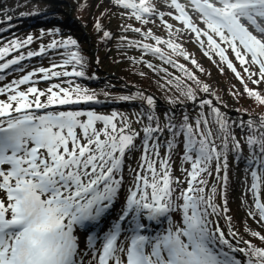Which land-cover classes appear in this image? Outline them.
I'll use <instances>...</instances> for the list:
<instances>
[{
    "label": "snow or ice",
    "instance_id": "obj_1",
    "mask_svg": "<svg viewBox=\"0 0 264 264\" xmlns=\"http://www.w3.org/2000/svg\"><path fill=\"white\" fill-rule=\"evenodd\" d=\"M111 3L141 25L123 26L141 36H121L127 47L183 72L182 79L160 69L179 93L173 107L190 101L200 111L164 118L151 95L137 92L116 98L142 102L135 119L103 113L93 107L104 103L100 94L76 82L87 67L76 39L53 38L26 52L20 50L33 43L31 35L0 46V73H21L0 87V264H264L261 231H251L258 243L233 244L228 237L237 233L229 228L226 234L218 223L229 211L231 156L250 178L244 182L250 203L242 201L247 216L264 229V112L230 121L212 99L198 96L214 95L210 85L173 59L200 68L177 42L184 33L194 36L204 56L213 62L219 57L234 73L243 91L233 95H246L264 109V0ZM157 21L167 39L147 27ZM95 27L111 38L99 21ZM50 53L59 61L25 70L22 61ZM41 82L47 87H38ZM137 151L132 167L129 158ZM173 156L180 159L179 176Z\"/></svg>",
    "mask_w": 264,
    "mask_h": 264
},
{
    "label": "trees",
    "instance_id": "obj_2",
    "mask_svg": "<svg viewBox=\"0 0 264 264\" xmlns=\"http://www.w3.org/2000/svg\"><path fill=\"white\" fill-rule=\"evenodd\" d=\"M73 1L76 2V0ZM104 2H107L109 10L116 8L111 2H109V0H93L86 4L93 9L96 7L97 10H100V3L103 4ZM80 4L83 5L84 3L81 2ZM100 15L101 16L98 18L91 15V19L89 14H87L82 8L80 9L79 6L77 7V10H72L69 15L67 4H62L59 0H0V44H7L9 41L15 39L24 40L29 35L33 36V42L41 40L45 36L58 39L61 36H71L73 39L77 40L79 45L78 50L87 62L85 78H76V82L100 94V99L104 97V92H108L110 94L109 97H111L110 102L108 103V108H126L137 113L143 107L142 102L138 100L119 101L116 98L122 95H135L137 92H143L144 94L147 93L148 95H151L153 98H158V101H156V111L157 115L161 117L166 118V113H171L173 111L176 113L177 118H179L184 112L191 113L193 116L198 114L200 111L198 104L193 105L190 101H186L185 105H177L173 107L170 101L172 98L179 96V93L176 91L174 83L171 85L168 83L169 77L166 76L162 70H160L159 73L154 71L155 76H142L139 74L132 75L125 71L124 66H121L118 69L109 70L108 68L106 71H99L100 67L107 64L106 60H109L113 56H117L116 50L122 47L119 46L121 44L118 45L117 43L121 41L120 37L111 40L104 38L103 34L97 35V33L100 32L95 27L98 21L102 28H104L103 20L105 16L103 12ZM84 29L87 32H85ZM52 32H58V34L53 37L49 35V33ZM60 33H62V35H60ZM86 33H88V37L91 38V42H93L92 46H94L95 50L94 56L88 49L90 44L86 37ZM33 47L34 46L29 49H32ZM109 50L114 51V53L109 55V53H107ZM55 58L59 57H54L50 53L46 57H34L30 60H25V65L34 63L35 61L50 62V60ZM173 59L177 60L178 63L184 64L185 67L192 71L203 83L210 85L211 93H214V95L198 91V96L205 99H212L214 104L220 107L222 112L227 114L230 121H236L238 123L242 120L240 117L242 114L247 115V118L245 119L247 120L252 116H256L257 113L264 112V109H261L246 95H233V92L237 90L242 92L243 89L235 75L232 74L222 63L223 66L216 65L215 63L217 68L216 77L220 79L218 82L215 80L216 77H208V71H200V68H195V65H192L191 62L184 63L180 57L176 56H173ZM123 60L126 59L118 57L112 60L110 66L119 65ZM158 61L160 63L159 68H166L172 77L184 78L183 72L178 68L164 64L159 59ZM237 68L240 69L239 64L237 65ZM221 69H223V71H221ZM0 75H2V73H0ZM187 83L191 84L193 88L196 87L191 81H188ZM249 86L252 87V85ZM159 103L161 104L160 106ZM229 109L236 110L238 112L237 115L233 117L229 116L228 113H226ZM235 130L237 134L240 135V129L236 128ZM173 160H176V156H173ZM229 165V184L226 194L227 207L229 209L228 213L231 216H234L235 210H233L232 207L233 200L230 194L236 183L234 171L242 164L230 156ZM173 169L176 175V169L174 167ZM222 202L223 199L221 198V203ZM231 216V220L236 224V218ZM173 219L176 220L177 217H173ZM218 223L221 229L227 234L228 232L225 229L222 218ZM237 227L241 229V226L238 225ZM228 238L232 240L233 244H237L232 237L229 236ZM246 240L256 243L251 237ZM238 246L244 247V244L242 245L239 243ZM239 255L242 254H238V258Z\"/></svg>",
    "mask_w": 264,
    "mask_h": 264
},
{
    "label": "rangeland",
    "instance_id": "obj_3",
    "mask_svg": "<svg viewBox=\"0 0 264 264\" xmlns=\"http://www.w3.org/2000/svg\"><path fill=\"white\" fill-rule=\"evenodd\" d=\"M59 1L62 4H67V10H68L69 15L71 14L72 10H77L78 6L80 9L82 8L87 14H89L91 19H92L91 15H94L98 18L99 16H101L100 14L103 12L105 18L103 20V27L104 28H102V29L109 31L112 34V36L110 38L111 40L116 38V37L121 38V36H127L129 40H140L141 39V36L139 34H136L133 32H124L123 31L124 25L132 24L133 26H136V27H141V25L134 20L128 19L127 17H122L120 15V10L118 8H112L111 10H109L108 6H107V2H104L103 4L100 3V10H97L96 7H94V9H93L91 6L87 5L89 2H92L93 0H76V2H74L73 0H59ZM81 2L84 4L81 5L80 4ZM109 2H111V0H109ZM161 10L167 11L168 9H167L166 5H162ZM169 22L170 23H176L175 21H172L170 19H169ZM176 26L179 27L178 24ZM147 27L151 28L156 35H160L164 39L168 38L167 30L160 24L159 21H157L155 24H150ZM84 31L87 32L85 29H84ZM101 32L102 31L97 33V35H102L103 33H101ZM60 35H62V33H60ZM61 37H64V36H61ZM86 37H87L88 42L90 44L88 46V49L90 50V52L94 56L95 50H94V46H92L93 42H91V38L88 37V33H86ZM64 38H67V37H64ZM51 39H53V38L45 36L41 40L33 42L27 48L21 49L20 51L26 52L28 50H37L41 44H47L50 42ZM177 42L181 43L182 46L184 47V49L190 53L191 58L195 59L197 61L200 68H202L204 71H208V74H209L208 77L215 78L217 76V68L215 66V63H216V65H219V66H223V65L226 66V64H223V63H222L223 65L221 64V62L219 61V57H214L215 62H213V60H209L206 56H204L203 50L200 48L199 44L195 41L194 36H190L189 34L184 33L179 38H177ZM117 43H118V45L121 44L119 46H122L121 48L116 50L117 56H113L109 60H106L107 64L100 67L99 71H106L108 68H109V70L118 69L119 67L124 66L125 71L129 74H132V75L133 74H139L142 76H155L154 71L157 73L160 72V68H159L160 63H159L157 57H153L151 55H143L139 49L129 48L122 41H119ZM3 45H5V44H0V46H3ZM32 46H34V47L32 49H29ZM109 51L107 52V53H109V55L114 53V51H112V50L110 52ZM165 51H167V49H165ZM16 54L17 53L13 52V53H11V55L8 58H11V56H15ZM118 57H122V59H126V60H123L121 63H119V65L117 64L115 66H110L112 63V60H114ZM55 59L59 60V58H55ZM180 59L184 63L190 62V60H184L182 57H180ZM140 61H143V62H140ZM0 62H2V61H0ZM233 62L237 67L238 62H236L235 60H233ZM25 63H26V61L22 62V64L25 66V70L28 71V70H32L34 68H38L41 66L48 67L50 62L35 61L34 63H30L27 65H25ZM149 63L155 66V70L153 68L148 67ZM14 67H17V66H14ZM195 68H197V67L195 66ZM237 70H240V69L237 68ZM231 73L234 74L232 71H231ZM2 75L4 76V79L0 80V87L10 83L13 79H18L19 76L21 75V73L9 71L8 73H2ZM215 80H217L218 82L220 81V79L217 77L215 78ZM37 86L40 88H45V87H47V84L44 82H41ZM22 87H26V86H22ZM145 95H148V94L145 93ZM2 98L3 97H0V99H2ZM110 98L111 97H109V98L102 97L101 100L104 101V103L101 105H95L94 107L96 108V110L103 112V113H110L111 111H118V112H121V113L135 119V113L133 111H131L130 109L108 108V103L110 102ZM154 100L158 101V98H154ZM160 105L161 104L159 103V106ZM230 110L236 111L234 109H229L228 111H230ZM228 111H226V113H228ZM237 113L238 112L236 111V114L234 116H236ZM246 116H247L246 114L240 115V117L243 120H245L247 118ZM163 154H164V152L162 150V155ZM139 157H140V152L137 151L129 158L132 167L137 166V162L139 161ZM173 161H174L173 167L176 169V172H177L176 175L179 176L181 174L179 171L180 159L178 156H176V160H173ZM125 176L127 179L128 178L127 170L125 171ZM234 178H236V183H235L234 188L231 190L230 195H231V198L233 200L232 207H233V210H235V214H234V216H231L228 212L226 214H224V217L222 218V220L224 222L225 229L228 232L229 228H231V230L233 232L237 233V237L234 239L236 242L241 240V239L246 240L249 237H251V238H253V240L256 243H258V241L254 237L251 236V231H261L262 234H264V229H262L261 225L258 224L255 220H253L252 218L247 216V211H248L247 204L242 202V201L247 200L248 203H250V194L247 197L245 196L246 186L244 183L246 179L250 180V178L245 176L244 171H243V165H240L239 167L236 168V170L234 171ZM121 194H122L121 195V201L119 203H117V205L115 206L116 209H114V213L119 211L120 204L123 202V200H122L123 192ZM230 216L236 218V220H237L236 224L232 220L229 221L228 218ZM238 225L241 226V229H239V227H237ZM164 226H166V224ZM240 244L243 245V243H240Z\"/></svg>",
    "mask_w": 264,
    "mask_h": 264
},
{
    "label": "water",
    "instance_id": "obj_4",
    "mask_svg": "<svg viewBox=\"0 0 264 264\" xmlns=\"http://www.w3.org/2000/svg\"><path fill=\"white\" fill-rule=\"evenodd\" d=\"M228 114H229L230 116H234V115L236 114V111L230 110V111H228Z\"/></svg>",
    "mask_w": 264,
    "mask_h": 264
},
{
    "label": "bare ground",
    "instance_id": "obj_5",
    "mask_svg": "<svg viewBox=\"0 0 264 264\" xmlns=\"http://www.w3.org/2000/svg\"><path fill=\"white\" fill-rule=\"evenodd\" d=\"M81 240H85V236L84 235H81Z\"/></svg>",
    "mask_w": 264,
    "mask_h": 264
}]
</instances>
